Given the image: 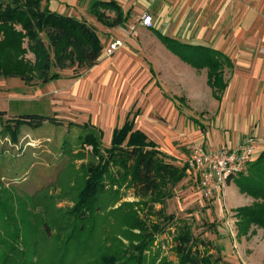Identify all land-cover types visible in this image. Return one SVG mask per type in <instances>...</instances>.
Here are the masks:
<instances>
[{
    "label": "trees",
    "instance_id": "obj_1",
    "mask_svg": "<svg viewBox=\"0 0 264 264\" xmlns=\"http://www.w3.org/2000/svg\"><path fill=\"white\" fill-rule=\"evenodd\" d=\"M45 1L49 0H0V35L6 34L11 41L10 45L0 42V79L17 77L30 86L47 84L62 79L63 71L89 70L99 63L104 46L96 28L86 21L44 8ZM91 13L108 28H125L128 21L115 1L97 0ZM159 36L184 63L199 72L207 70L208 85L221 102L228 87L227 70L233 67L230 58L210 47ZM77 75L78 78L82 74ZM176 99L181 103L186 101ZM139 116V111H130L124 125L115 128L107 148L102 129L90 122L80 126L86 131L79 137L81 145L92 149L97 162L82 166L84 174L75 164L67 168V178L76 185H66L64 194L71 196L74 205L63 209L50 203L48 196L43 198L45 201L36 196L35 200L42 201L41 214L46 219L40 221L38 245L30 231L22 233L23 230L14 229L11 224L7 237L0 240L7 251L1 264H77L76 259L71 260L74 250L81 249L84 238L88 246L100 233L105 235V243L88 264H147L148 253L153 252L158 236L175 221V216L167 214L165 205L173 198L175 188L188 177V165H176V158L162 151L157 142L138 129ZM46 122L63 124L58 118L29 115L10 120L4 128L17 141L23 126L39 128ZM76 157L84 159L85 154L80 152ZM228 183H235L242 195L254 199L251 205L237 210L240 234H248L254 226L264 230V151L246 173L229 178ZM129 192L133 201H126ZM156 205L161 209L157 210ZM102 210L108 216L103 224L110 228V219L114 218L120 236L106 231L98 222L97 217L101 216L97 212ZM2 218L5 215H0ZM152 218L157 221H151ZM174 236L178 264H221V258L215 259L210 254L208 244L195 238L187 223L178 227ZM120 239L129 244L125 246ZM159 253L152 258V264ZM79 254L76 252V256ZM160 264L168 263L162 259Z\"/></svg>",
    "mask_w": 264,
    "mask_h": 264
},
{
    "label": "rangeland",
    "instance_id": "obj_2",
    "mask_svg": "<svg viewBox=\"0 0 264 264\" xmlns=\"http://www.w3.org/2000/svg\"><path fill=\"white\" fill-rule=\"evenodd\" d=\"M80 2L49 0L43 3V7L76 18L88 14ZM254 3H260V0H254ZM248 5L251 7L250 2ZM100 35L105 41L109 38L102 32ZM0 42L11 44L6 34L0 35ZM103 46L105 48V44ZM159 47V40L152 35L145 46L124 47L125 50L123 48V51L112 57L102 56L92 70L76 72L68 69L61 72L64 81L53 80L47 84L30 86L17 77L0 79V215H5V218L0 219V240L7 237L13 224L12 228L21 229L22 233L30 231L32 240L38 245L40 221L45 219L41 214L44 209L41 203L46 200L43 198L50 197V203L63 209L74 205L71 196L64 194L69 184V187L76 185L74 180L70 183L67 178V168L75 164L76 169L84 174L82 166L85 168L89 162H97L92 149L81 145L79 140L86 132L81 127L88 122L104 131L103 141L107 148L111 145L114 129L123 125L129 110L134 108L136 112L140 109L138 128L148 132L155 142H160L161 149H167L170 143L181 153H186L180 162H175L176 165H182L189 158L190 146L196 143L193 134L199 129V124L192 119L198 120L200 124L203 122L206 128L215 115L211 114L209 103L200 105L195 101L202 96L192 97L193 101L187 97L192 96L188 95L191 90L188 93L185 89L192 88L190 77H195L188 64L181 65L187 70L180 72L181 88H174L176 64H167L166 58L163 59L159 54ZM168 54L174 56L166 50L164 55L167 58L171 56ZM77 74L82 75L77 78ZM203 76L205 73L201 72L196 78L201 79ZM187 80L190 86L185 85L189 84ZM164 81L170 84L169 93H165L162 86ZM175 90L187 98L185 104L173 101ZM29 115L58 118L63 124L57 126L46 122L39 128L23 126L17 141H14L12 134L4 128L5 124ZM162 130H165V134ZM179 136L182 140L177 139ZM80 152L85 154V158L75 159V154ZM230 190L226 188V194L218 199H206L201 195L197 181L185 179L180 183L174 190L173 198L167 200L165 205L167 214L175 216V221L158 236L153 252L148 253L147 264H152V258L158 252L155 264H160L162 259L168 264H178L174 234L185 223L191 226L195 238L208 244L210 254L215 259L221 258V264H264V230L254 226L244 235L240 234L238 227L237 210L251 205L254 199L242 195L239 190L232 196ZM36 196L43 200H35ZM133 200L129 192L126 201ZM156 209H161V206L156 205ZM97 213L101 216L97 217L101 226L104 225L106 231H113L116 237L120 236L114 218L110 219L109 228L107 223L103 224L108 219V216L105 217L107 211ZM151 221L157 220L152 218ZM28 226L32 229H28ZM53 232L56 234V230ZM104 236L100 233L88 246L84 238L81 249L74 250L71 260L76 259L77 264L90 263L94 253L105 243ZM120 240L125 246L129 244ZM76 252H80L79 256H76ZM6 253L4 245H0V264Z\"/></svg>",
    "mask_w": 264,
    "mask_h": 264
},
{
    "label": "crops",
    "instance_id": "obj_3",
    "mask_svg": "<svg viewBox=\"0 0 264 264\" xmlns=\"http://www.w3.org/2000/svg\"><path fill=\"white\" fill-rule=\"evenodd\" d=\"M96 1L81 0V6L88 14L76 18L96 28L103 45L105 44L104 50L115 39H122L124 47L128 49L138 48L139 45L145 46L147 40L155 35L160 43L161 57L166 58L167 64L170 62L176 64H174L175 73L172 74L175 80L174 88H181L180 72L187 70L183 69L181 65L184 62L167 48L159 34L185 44L210 47L228 56L233 67L227 70L228 87L221 102L213 96V91L208 85L207 70L201 71L205 73V76L199 79L196 77L201 72L191 67L195 77H190L192 88L185 89L186 92L191 90L188 95L192 96L187 97L193 101L192 97L202 96L195 101L200 105L209 103L210 112L215 115V119L207 123L206 128L203 122L200 124L198 120L192 119L193 122L199 124V129L193 134V139L196 143L205 144L214 149L222 147L232 149L252 140L257 146L258 153L264 151V0H260V3H254V0H104L117 2L124 15L128 16L125 28L103 26L91 13ZM248 2L251 3V7ZM144 14L152 16L153 28L149 29L138 23ZM100 32L109 37L107 41L100 35ZM124 47L118 52L123 51ZM165 49L170 51L175 58L168 54L171 55L169 61V57L164 55ZM166 72L171 73L168 70ZM197 80H199L198 83H196ZM60 81L64 80L60 79ZM165 81L162 86L165 93H169L170 84ZM186 83H189V80ZM185 85L190 86V83ZM173 95H175L173 101L180 102L176 98H185L176 90ZM185 99L184 104L187 102V98ZM177 108L178 106L176 107L178 111L179 108ZM130 111L134 112V108ZM138 111L140 112V109L136 112ZM136 127L138 128L137 124ZM142 131L148 134L145 130ZM162 131L165 134V130ZM148 136L151 138L150 134ZM177 139L182 140L180 136ZM167 140L170 141V138ZM168 145L167 149L162 148L161 150L176 158L177 162H180L181 157H186V153H181L170 143ZM196 177V172H188L186 179L197 181ZM227 189H231L232 196L239 190L233 183L227 185Z\"/></svg>",
    "mask_w": 264,
    "mask_h": 264
},
{
    "label": "built area",
    "instance_id": "obj_4",
    "mask_svg": "<svg viewBox=\"0 0 264 264\" xmlns=\"http://www.w3.org/2000/svg\"><path fill=\"white\" fill-rule=\"evenodd\" d=\"M138 23L149 29L154 27L153 18L149 14H144ZM122 47L124 41L115 39L104 50L103 55L112 57ZM190 149L191 153L186 161L187 172L197 173V184L201 195L206 199L223 196L229 178L245 173L260 154L252 140L232 149L223 147L214 149L199 143H193Z\"/></svg>",
    "mask_w": 264,
    "mask_h": 264
}]
</instances>
